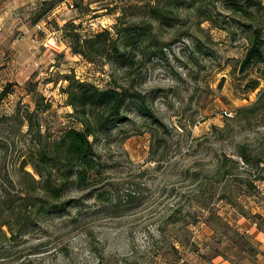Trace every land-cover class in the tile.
<instances>
[{
	"label": "rangeland",
	"instance_id": "1",
	"mask_svg": "<svg viewBox=\"0 0 264 264\" xmlns=\"http://www.w3.org/2000/svg\"><path fill=\"white\" fill-rule=\"evenodd\" d=\"M79 1L82 10L60 4L41 27L33 21L38 0L30 14L25 6L2 13L0 91L7 82L16 85L0 104V116L14 113L20 102L35 109L27 90L33 82L52 105L39 113L43 130L58 134L77 126L61 90L63 76L74 72L101 88L118 84L145 96L166 126L156 136L169 145L163 150L164 141L153 137L157 125L131 100L126 119L95 146L105 167L96 189L106 190L108 199L73 189L64 199L82 197L81 206L40 217L36 229L0 242V264H247L258 251L252 239L264 234V98L252 109L264 88V64L239 70L250 36L244 19L226 8L227 0L211 4L223 28L203 21L196 9H180L175 27L154 23L157 54L143 57L140 46L144 62L131 71L73 54L57 28L67 19L84 35L113 30L115 7L139 0ZM127 19L149 20L144 13ZM256 78L260 88L247 90ZM23 129L20 137L14 129L1 134L10 146L0 151V196L3 184L18 191L17 150L31 138ZM225 154L239 165L224 166Z\"/></svg>",
	"mask_w": 264,
	"mask_h": 264
},
{
	"label": "trees",
	"instance_id": "2",
	"mask_svg": "<svg viewBox=\"0 0 264 264\" xmlns=\"http://www.w3.org/2000/svg\"><path fill=\"white\" fill-rule=\"evenodd\" d=\"M69 0H43L40 2L38 13H35V24H39L49 18L54 9ZM71 6L75 9L83 8V2L71 0ZM212 0H139L116 6L120 9L113 30L104 28L91 35L80 32V25L67 20L58 26L68 40L73 54L80 55L90 63L101 60L118 65L122 69L133 70L144 62L138 58L139 47L143 57L151 58L157 54L160 41L154 38V23L173 28L179 22L180 9H196L203 17V21H210L214 25L223 24L216 19L211 6ZM226 8L239 14L244 22L241 26L250 31L249 44L246 53L240 62L239 70L245 72L248 69L264 64V5L261 0H227ZM138 13H144L148 17L146 23L127 19L137 17ZM67 84L61 88L66 95L67 105L73 109L68 116L77 126L63 128L58 134H52L43 130L39 113L51 109V103L38 91L37 84L29 82L27 90L33 98L35 109L29 106H17L14 113L0 116V151L8 153L10 143L2 136L5 129L16 130L17 136L23 133L24 126L27 129L24 135L30 136V141H25L23 147L17 150L19 153L18 172L19 179L13 194L10 187L2 185L0 196V242L15 241L19 236L37 228L40 217L54 215L63 216L70 208L80 207L83 198L64 199L65 195L74 190H89V196L97 191V198L106 200L107 191L97 190V178H101L105 171L101 156L96 153L95 146L102 137L111 135L119 122L126 119L124 109L131 100L136 99L137 108L146 116L152 124L157 125L153 137L162 132H167L164 122L148 105L145 96L131 92L123 85H112L101 88L97 84L78 78L74 72L63 76ZM15 82H7L0 91V104L14 91ZM261 83L258 78L251 79L245 84L247 90H257ZM264 98V88L259 100L252 109L260 106ZM161 132V133H160ZM157 139H160L159 136ZM164 141L163 150L168 146L167 138ZM16 147V142H12ZM15 149V148H14ZM241 157L249 162L250 156L246 152ZM223 164H231L234 167L239 161L223 156ZM30 166L33 173L27 170ZM225 175V174H224ZM223 175V176H224ZM222 176V177H223ZM224 178V177H223ZM6 179L5 176L2 181ZM6 182V181H5ZM11 186H12V182ZM101 183V182H99ZM88 196V195H87ZM175 216L177 213L174 214ZM180 218L176 219L177 223ZM176 253L179 248L172 246Z\"/></svg>",
	"mask_w": 264,
	"mask_h": 264
},
{
	"label": "crops",
	"instance_id": "3",
	"mask_svg": "<svg viewBox=\"0 0 264 264\" xmlns=\"http://www.w3.org/2000/svg\"><path fill=\"white\" fill-rule=\"evenodd\" d=\"M42 2L43 0H38ZM67 3V4H66ZM71 0L68 2H63L67 6H71ZM34 4L33 0H0V19L3 12H6V15L15 14L17 7L25 6V9H30L29 14L32 10V5ZM31 7V8H30ZM27 11V10H26ZM54 15H57L53 12ZM28 15V14H27ZM51 16H49L50 18ZM67 19H63V22H66ZM253 244L257 247L258 251L253 253L250 257L246 259L247 264H264V234H258L253 239Z\"/></svg>",
	"mask_w": 264,
	"mask_h": 264
},
{
	"label": "built area",
	"instance_id": "4",
	"mask_svg": "<svg viewBox=\"0 0 264 264\" xmlns=\"http://www.w3.org/2000/svg\"><path fill=\"white\" fill-rule=\"evenodd\" d=\"M37 27H41L40 23L37 25ZM55 38L56 42L59 41V37L55 36Z\"/></svg>",
	"mask_w": 264,
	"mask_h": 264
}]
</instances>
